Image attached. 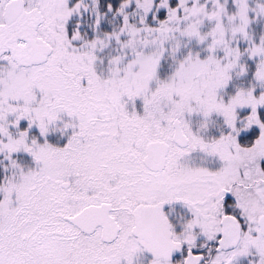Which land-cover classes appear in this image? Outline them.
<instances>
[{
  "label": "snow or ice",
  "instance_id": "1",
  "mask_svg": "<svg viewBox=\"0 0 264 264\" xmlns=\"http://www.w3.org/2000/svg\"><path fill=\"white\" fill-rule=\"evenodd\" d=\"M0 264H264V0H0Z\"/></svg>",
  "mask_w": 264,
  "mask_h": 264
}]
</instances>
